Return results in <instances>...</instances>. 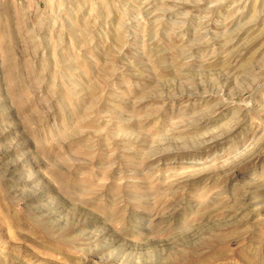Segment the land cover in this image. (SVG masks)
Returning a JSON list of instances; mask_svg holds the SVG:
<instances>
[{
  "label": "rangeland",
  "instance_id": "obj_1",
  "mask_svg": "<svg viewBox=\"0 0 264 264\" xmlns=\"http://www.w3.org/2000/svg\"><path fill=\"white\" fill-rule=\"evenodd\" d=\"M0 264H264V0H0Z\"/></svg>",
  "mask_w": 264,
  "mask_h": 264
}]
</instances>
